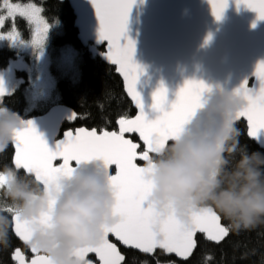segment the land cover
<instances>
[{
    "label": "clouds",
    "instance_id": "obj_1",
    "mask_svg": "<svg viewBox=\"0 0 264 264\" xmlns=\"http://www.w3.org/2000/svg\"><path fill=\"white\" fill-rule=\"evenodd\" d=\"M210 89L203 106L148 161L146 204L158 220L173 216L187 223L193 211L211 208L231 230L251 229L264 224V152H249L240 144L236 116L245 100L235 90ZM23 127L18 113L0 107V153ZM109 176L102 160H87L45 185L15 164L5 165L0 169V247L8 245L16 217L29 229L27 246L51 264H83L78 250L99 244L105 229L119 220Z\"/></svg>",
    "mask_w": 264,
    "mask_h": 264
},
{
    "label": "snow or ice",
    "instance_id": "obj_2",
    "mask_svg": "<svg viewBox=\"0 0 264 264\" xmlns=\"http://www.w3.org/2000/svg\"><path fill=\"white\" fill-rule=\"evenodd\" d=\"M4 2L9 17L18 14L36 24L32 44L37 48L42 47L50 26L39 16L41 9L9 4L8 0ZM228 2L229 0H209L212 14L217 20L222 18ZM135 3L136 0H92L99 21L98 39L107 41L104 55L112 65L117 66L116 70L122 75L126 91L135 103L138 114L134 118L122 115L116 121L118 131H109L107 128L99 131L95 128L68 130L65 139L57 142L55 150L37 132L32 121H24V127L14 136L13 163L17 168L33 174L38 182L45 185L54 184L61 175L70 173L73 162L79 164L87 160H102L107 168L113 169L114 166L115 174L110 171L109 179L116 198L114 212L119 220L105 229L99 244L78 250L77 255L83 264H91L87 259L89 253L96 255L98 264H123L125 256L117 244L110 241V234L122 245L143 253L152 254L156 249H161L165 254L175 253L187 259L197 246V233L205 234L209 241L220 243L231 231L211 208L193 211L187 223H181L173 216L158 220L156 213L146 204L150 185L144 177L149 169L147 166H138L137 161H145L147 165L152 154L159 152L169 139L174 138L190 116L203 106L205 93L211 89L203 81L186 80L176 93L170 110H166L168 90L161 83L152 94L151 105L160 115L155 119L148 118L142 97L136 88L143 69L133 59L135 41L126 35L129 14ZM235 3L237 8L243 5L256 12L258 20H264V0H235ZM4 22L5 18L0 16V26ZM252 26L255 27V23ZM5 38L15 41L11 34L7 37L0 36V39ZM122 38L125 43H121ZM210 39L211 36L207 38ZM253 75L259 82L258 88H250L245 79L235 92L246 102L236 119H246L248 135L255 138L264 132V61L257 63ZM4 95L6 90L0 81V98ZM69 118L76 120L78 114L73 113ZM130 133L138 134L142 144L126 138V134ZM8 212L11 213L12 209L8 208ZM13 221V234L33 254L31 259H26L24 251L17 247L12 253L13 261L16 264H51L47 256L27 246L29 229L26 223L16 217H13ZM156 225L158 230H154ZM9 246L10 238L4 248Z\"/></svg>",
    "mask_w": 264,
    "mask_h": 264
},
{
    "label": "water",
    "instance_id": "obj_3",
    "mask_svg": "<svg viewBox=\"0 0 264 264\" xmlns=\"http://www.w3.org/2000/svg\"><path fill=\"white\" fill-rule=\"evenodd\" d=\"M59 1H67L70 4L75 14V27L81 45L88 47L91 53L115 67L116 74L123 82L124 91L136 110L135 115L129 118H134L138 114V109L126 91L123 77L116 70L117 66L112 65L104 55L107 41L98 39L99 21L92 0ZM253 23L255 27L252 26ZM126 35L135 41L133 59L143 69L136 88L142 97L144 110L149 119H155L160 115L151 108V105L152 94L161 83L168 90L166 110H170L176 93L186 80L195 79L205 82L210 87L219 85L230 91L237 89L245 79L250 88L259 86L253 73L257 63L264 61V20H258L257 13L243 5L237 8L235 0H229L220 20L212 14L209 0H136L129 14ZM209 36L211 39L207 40ZM125 42L122 38L121 43ZM73 113L76 111L69 105L57 103L43 114L31 117L18 114L24 121H32L37 132L49 147L55 150L57 142L65 139L68 130L93 129L81 126L62 131L64 123L71 120L69 117ZM242 120L246 122V119L242 118L240 121ZM113 130L118 131V125L109 131ZM134 135L138 141L133 140ZM249 137L264 149V132L255 138ZM126 138L142 144L138 134H126ZM137 164L141 167L146 166L145 161H137ZM110 171L115 174L114 166ZM199 234L205 235L197 233L195 240ZM109 239L117 244L119 250L122 246L149 256L156 251H163L156 249L152 254H147L122 245L111 234ZM31 255L33 256L32 253ZM165 255L179 261H185L190 257L183 259L175 253ZM87 259L91 264H98V258L94 253H89Z\"/></svg>",
    "mask_w": 264,
    "mask_h": 264
},
{
    "label": "trees",
    "instance_id": "obj_4",
    "mask_svg": "<svg viewBox=\"0 0 264 264\" xmlns=\"http://www.w3.org/2000/svg\"><path fill=\"white\" fill-rule=\"evenodd\" d=\"M20 3L33 2L39 5L42 15L50 24L47 43L54 49L53 57L57 55L64 45L72 44L77 48L76 59L79 75L74 78L70 72L57 74V80L51 94L47 99L37 102L32 111H27L25 88L21 84L14 92L3 97L0 107H7L23 117H31L45 113L51 106L63 103L72 107L78 114L76 120H67L62 128L76 129L85 126L112 130L116 128V121L123 115L132 117L136 110L127 97L123 82L116 74L115 67L105 63L98 55L91 53L78 40V30L75 27V14L70 4L59 0H13ZM27 38L31 26L27 19L17 16L13 20ZM101 49H103L101 47ZM19 50L13 46H0V68L4 67L10 58L16 57ZM240 130V144L249 152H264L247 134L245 121L237 122ZM133 140L138 141L134 135ZM154 156V155H153ZM14 160V147L10 145L7 150L0 153V169L5 165L12 166ZM113 171V170H112ZM228 226V222L222 219ZM197 246L193 254L185 261L166 256L163 251H156L153 255H145L132 249L120 246L125 255L123 264H157L159 262H174V264H264V224L251 229L240 231L231 230L229 235L220 243L209 241L205 235H197ZM21 248L27 259L32 256L30 250L10 232V246L0 247V264H16L12 259L15 248ZM210 258V259H209Z\"/></svg>",
    "mask_w": 264,
    "mask_h": 264
},
{
    "label": "rangeland",
    "instance_id": "obj_5",
    "mask_svg": "<svg viewBox=\"0 0 264 264\" xmlns=\"http://www.w3.org/2000/svg\"><path fill=\"white\" fill-rule=\"evenodd\" d=\"M8 3L17 4L21 7L35 6L41 9L39 5L33 2L20 3L8 0ZM0 16L5 18L4 24L0 26V36L7 37L11 34L15 37V41L7 38L0 39V46L9 45L19 50L16 57L10 58L9 62L0 68V81L3 82L6 95L14 92L23 84L27 99V111L30 112L36 107L39 100L49 97L56 84L57 74L70 72L74 78H78V66L73 64L76 59L77 48L72 44L64 45L59 53L53 57L54 49L46 41L50 28L43 46L37 48L32 44L36 34V24L24 17L31 26L27 38H24L19 28L13 24V20L19 15L9 17L4 0H0ZM39 16L50 26L41 11ZM3 97L0 98V103ZM159 264H168V262L161 261Z\"/></svg>",
    "mask_w": 264,
    "mask_h": 264
}]
</instances>
